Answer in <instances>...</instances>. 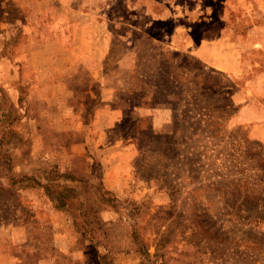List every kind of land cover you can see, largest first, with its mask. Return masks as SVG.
<instances>
[{"label":"rangeland","instance_id":"obj_1","mask_svg":"<svg viewBox=\"0 0 264 264\" xmlns=\"http://www.w3.org/2000/svg\"><path fill=\"white\" fill-rule=\"evenodd\" d=\"M53 1L81 23L77 52L92 67L72 88L110 96H95L83 117L113 112L120 119L100 149L114 137L131 153L112 173L111 195L83 158L32 169L38 151L22 84L15 95V53L46 39L37 15H48L0 0V264H264V115L231 121L233 101L264 105V0ZM144 103L164 118L159 132L135 114ZM49 146L63 154L67 144ZM61 185L70 192L58 195Z\"/></svg>","mask_w":264,"mask_h":264},{"label":"crops","instance_id":"obj_2","mask_svg":"<svg viewBox=\"0 0 264 264\" xmlns=\"http://www.w3.org/2000/svg\"><path fill=\"white\" fill-rule=\"evenodd\" d=\"M22 5L27 7L33 16L37 13L48 15V18L37 15V29L43 30V36H47L46 39L30 44L34 48L33 53L20 52L19 50L15 53V95L17 94V85L22 84L25 87L24 99L27 108L23 121L25 120L29 126H32L31 130H34L33 134L36 138L32 144V151H38L29 153L31 158L29 162H33V165L29 164L37 172L42 167H47V163L53 161L62 171L70 156L83 158L85 162L89 161L92 164L96 162L101 171V186L106 191L115 194L116 188L109 180L118 166H121L130 157L131 152L117 151L116 145L113 144L116 142L114 137L111 138L113 143L108 140V143L100 149L102 140L109 139L108 128L120 119L115 118L113 112H109L104 117L98 116L94 121L83 117L92 105L93 99L102 97V92L93 95L90 90H84L77 94L72 88L75 83L73 79L76 76L80 74L81 77L85 76L81 71H92L91 66L85 67V63L89 62L85 58V54L79 55L77 52L81 23L76 20H68L65 17V9H62L53 0H48L47 5L37 0H25ZM20 17H23L22 12ZM59 17H61L60 20ZM47 19L48 21H46ZM18 27L23 31V34H28L31 39L33 29L31 23H25L23 27L21 25ZM15 29L17 30V28ZM96 60L98 61V59ZM102 64V61L96 62L95 68L98 71L103 70ZM100 74L97 72V76ZM97 81L99 87L110 90L108 84L103 85L100 80ZM101 87L98 90H101ZM249 90L252 91V88ZM101 99H106V104L110 102V96L104 97L103 95ZM233 103L237 108V114L231 121L236 124L252 123L249 121L258 117V110L261 111V115H264V105L259 107L249 105L247 97L244 103L238 104L234 101ZM134 112L138 118L149 120V129L152 132H159L161 123L165 122L159 113H154V110L147 109L145 105L141 109L135 108ZM95 125L97 133L101 131V134L98 133L99 136L93 133L92 126ZM60 140H65L67 144L63 154L52 151L49 146L53 141L60 142ZM62 156H64L63 159ZM60 159L62 162H58ZM117 162L119 163L117 164ZM68 170L72 171V168L69 167ZM86 171V169L80 170L83 173ZM20 249V246L15 244V254L19 253ZM58 251L68 253V250L62 247L58 248Z\"/></svg>","mask_w":264,"mask_h":264},{"label":"trees","instance_id":"obj_3","mask_svg":"<svg viewBox=\"0 0 264 264\" xmlns=\"http://www.w3.org/2000/svg\"><path fill=\"white\" fill-rule=\"evenodd\" d=\"M143 105H145L146 107H147V109H151V105L150 104H146V103H144ZM6 159V158H5ZM3 163H5V162H3ZM93 164H94V166L95 167H97L98 168V170H99V177H100V179H101V171H100V168H99V164L98 163H96V162H93ZM42 170H40V171H37L38 173L39 172H41ZM42 172H44V171H42ZM50 172V171H49ZM71 176V175H70ZM64 178H66V177H64ZM70 178V177H69ZM31 179V177H29V176H23V177H20V178H18V179H15V181L13 180V178H9L8 179V181H9V185L10 186H13L14 184H17V183H19V182H22V181H26V180H30ZM100 179H99V181H100ZM63 185V184H62ZM59 186L58 188H60V191L57 193L58 195H63V193H69L70 192V189L68 188V187H66V186ZM99 187H100V189H99V191H101V193H103V194H108V195H111V193L109 192V191H106L105 189H103V187L101 186V184H99ZM50 198H51V201L53 200V196H50ZM112 198H114V196L112 197ZM64 202H63V197L62 196H59V198H58V203H57V205H58V207H63L64 206V204H63ZM92 243V242H91ZM63 248V247H62Z\"/></svg>","mask_w":264,"mask_h":264}]
</instances>
